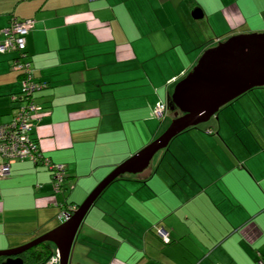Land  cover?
<instances>
[{"label": "crops", "instance_id": "crops-1", "mask_svg": "<svg viewBox=\"0 0 264 264\" xmlns=\"http://www.w3.org/2000/svg\"><path fill=\"white\" fill-rule=\"evenodd\" d=\"M11 16L34 19L26 50L47 86L36 92L33 137L65 166L66 179L54 191L42 163L10 164L0 177V250L58 226L68 202L81 204L156 139L169 125L163 129L154 115L156 104L167 105L172 83L205 49L264 32V0H0V41ZM13 55L0 53V123L18 104ZM152 161L139 178L114 180L97 197L69 264L76 245L81 264H257L264 256V86L177 134Z\"/></svg>", "mask_w": 264, "mask_h": 264}, {"label": "water", "instance_id": "water-1", "mask_svg": "<svg viewBox=\"0 0 264 264\" xmlns=\"http://www.w3.org/2000/svg\"><path fill=\"white\" fill-rule=\"evenodd\" d=\"M192 15L194 18L202 16L197 8ZM261 86H264V32L234 34L205 49L168 96L167 109L173 111V118L162 134L109 172L58 226L26 244L0 250V257L5 258L0 264H22L23 260L15 256L43 241L53 243L59 264H69L71 248L83 218L111 182L125 173L141 172L153 155L167 147L177 134L207 122L221 107Z\"/></svg>", "mask_w": 264, "mask_h": 264}, {"label": "built area", "instance_id": "built-area-1", "mask_svg": "<svg viewBox=\"0 0 264 264\" xmlns=\"http://www.w3.org/2000/svg\"><path fill=\"white\" fill-rule=\"evenodd\" d=\"M34 19H19L12 17L9 25L3 29L4 39L0 42V52L7 50H22L26 46V36L33 28ZM11 68L20 73V92L13 99L18 101L12 112V118L8 122L0 123V177L10 172V164L15 160L27 159L35 163H42L52 175L54 191H60L66 179L65 166L62 163L53 162L43 155L33 139V127L37 120L36 111L38 105L33 97L36 90L43 87L33 74L31 63L24 57H15L11 62ZM167 109L166 103L158 102L154 108V115L163 118ZM76 207L70 206L64 213V218L72 213ZM160 237L169 240L168 232L163 228L158 229ZM43 264H59V256L55 251ZM221 264V263H216ZM264 264V256L257 261Z\"/></svg>", "mask_w": 264, "mask_h": 264}, {"label": "trees", "instance_id": "trees-1", "mask_svg": "<svg viewBox=\"0 0 264 264\" xmlns=\"http://www.w3.org/2000/svg\"><path fill=\"white\" fill-rule=\"evenodd\" d=\"M12 17H17V16H11L10 17V20H11V18ZM17 18H19V17H17ZM19 19H26V18H19ZM10 20H9V22H10ZM8 25H9V23H8ZM7 25V26H8ZM6 26V27H7ZM32 30V29H31ZM30 30V31H31ZM29 34V33H28ZM27 34V35H28ZM27 37V36H26ZM3 41V40H2ZM2 41H0V42H2ZM7 52H14V55L11 57V59H10V65L12 64L11 62H12V60L15 58V57H24V59H26L27 61H29L30 63H31V66H32V68H33V74H34V77H35V73H34V67H33V65H32V62H31V59L29 58V56H28V52H27V50H26V46H25V48H23L22 50H7V51H5V52H0V53H7ZM15 71V70H14ZM17 73H18V78H20V73L18 72V71H16ZM183 76H185V74L184 75H182L181 76V78L183 77ZM35 79H36V77H35ZM180 79V78H179ZM37 80V79H36ZM38 81V80H37ZM178 81V80H177ZM177 81H175L174 83H172V86H171V88H170V91H169V95L171 94V92H172V89H173V87H174V85L176 84V82ZM41 84H43V87H41V88H39L38 90H41V89H43V88H45L47 85L46 84H44V82H41V81H39ZM19 84H20V80H19ZM38 90H36L35 91V93H34V95H33V97H34V99H35V101H36V92L38 91ZM18 93H21L20 91L18 92ZM168 95V96H169ZM171 114H172V116H173V111H171ZM10 121V120H9ZM190 128V127H189ZM33 132V131H32ZM33 139H34V137H33ZM35 140V139H34ZM35 142H36V140H35ZM38 164V163H37ZM47 169V168H46ZM47 171H48V169H47ZM49 172V175H50V179H51V184H52V175H51V173H50V171H48ZM68 204L69 205H72V206H74V207H77L79 204H73V202H68ZM55 251V246L53 245V243H51V242H49V241H43V242H40L39 244H37V245H35V246H32V247H30V248H28V249H26L25 251H23V252H21L18 256H15V257H20L22 260H23V263L22 264H43L46 260H47V258L53 253ZM14 257V258H15ZM5 258L4 257H0V262L1 261H3Z\"/></svg>", "mask_w": 264, "mask_h": 264}, {"label": "rangeland", "instance_id": "rangeland-1", "mask_svg": "<svg viewBox=\"0 0 264 264\" xmlns=\"http://www.w3.org/2000/svg\"><path fill=\"white\" fill-rule=\"evenodd\" d=\"M210 24H213V22L211 21V22H209ZM218 30L220 29V28H218V27H216ZM172 73L171 74H174L175 75V70L174 69H171L170 70ZM170 71H169V74H170ZM168 74V75H169ZM168 75H167V77L166 78H168ZM166 115H164V117L162 118V120L163 121H165L164 122V125H163V129L166 127V125L168 124V123H170V121H171V119H172V117H171V111H169L168 109H166ZM158 120V119H157ZM160 120V119H159ZM202 124H205V123H201L200 125H202ZM162 129V130H163ZM162 134V133H161ZM158 136H160V135H158ZM157 136V137H158ZM172 140V139H171ZM155 156V154L153 155V157ZM153 157L151 158V160H150V162H149V164L147 165V167L148 166H151V163L153 162L152 161V159H153ZM121 163V162H120ZM146 167V168H147ZM145 170V169H144ZM144 170H142L141 172H137V173H125V174H123V175H121L120 177H118L117 179H119V178H126V177H129V178H139L140 176H141V174L143 173V171ZM116 179V180H117ZM116 182H118V181H116ZM115 184H117V183H113V185H111L110 187H109V190H111V191H114V186H115ZM115 190H117V187H115ZM118 191V190H117ZM113 193H115V192H113ZM118 194V193H117ZM118 195H120V194H118ZM111 198V197H110ZM100 201H98V203H99ZM63 221V220H62ZM73 250H74V253H73V256L71 257V260H70V264H74V262H78L77 264H81V263H83L82 261H85V259L83 258V254H82V250L81 249H79V245H76V247H73ZM78 259V260H77ZM85 264V263H84ZM87 264V263H86Z\"/></svg>", "mask_w": 264, "mask_h": 264}, {"label": "clouds", "instance_id": "clouds-1", "mask_svg": "<svg viewBox=\"0 0 264 264\" xmlns=\"http://www.w3.org/2000/svg\"><path fill=\"white\" fill-rule=\"evenodd\" d=\"M77 207H78V206H77ZM77 207H76V208H77ZM70 214H71V213H70Z\"/></svg>", "mask_w": 264, "mask_h": 264}]
</instances>
